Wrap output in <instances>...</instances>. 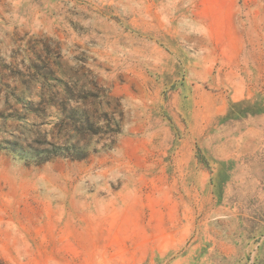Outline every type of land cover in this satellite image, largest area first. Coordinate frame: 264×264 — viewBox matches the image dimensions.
Wrapping results in <instances>:
<instances>
[{
    "label": "rangeland",
    "instance_id": "374dc122",
    "mask_svg": "<svg viewBox=\"0 0 264 264\" xmlns=\"http://www.w3.org/2000/svg\"><path fill=\"white\" fill-rule=\"evenodd\" d=\"M0 264H264V0H0Z\"/></svg>",
    "mask_w": 264,
    "mask_h": 264
}]
</instances>
